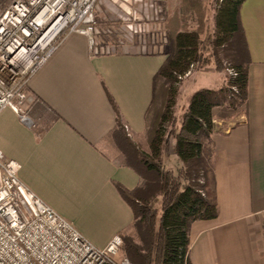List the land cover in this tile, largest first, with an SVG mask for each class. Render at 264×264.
I'll return each instance as SVG.
<instances>
[{
  "label": "crops",
  "instance_id": "1",
  "mask_svg": "<svg viewBox=\"0 0 264 264\" xmlns=\"http://www.w3.org/2000/svg\"><path fill=\"white\" fill-rule=\"evenodd\" d=\"M239 16L247 100L242 111L212 109L217 216L191 223L189 264H264V0H244ZM165 56L156 46L93 56L87 36L70 32L28 80L29 122L0 111V149L20 163L19 179L95 246L132 226L116 184L132 190L141 177L118 142L145 139L152 78ZM214 77L196 88L220 87Z\"/></svg>",
  "mask_w": 264,
  "mask_h": 264
},
{
  "label": "trees",
  "instance_id": "2",
  "mask_svg": "<svg viewBox=\"0 0 264 264\" xmlns=\"http://www.w3.org/2000/svg\"><path fill=\"white\" fill-rule=\"evenodd\" d=\"M243 1L179 0L168 13L166 56L152 78L145 139L134 143L123 136L118 142L126 163L141 177L132 190L116 184L132 209V226L140 240L123 236L122 255L133 264H189L191 223L217 216L212 109L224 105L236 109L247 100L249 55L239 16ZM218 50L232 57L231 66L222 65ZM208 63L220 72L227 69L223 83L216 89L202 87L190 93L172 126L179 81L195 64ZM156 104L159 108L155 109ZM116 129H122L119 117ZM168 133L175 169L165 167L163 159Z\"/></svg>",
  "mask_w": 264,
  "mask_h": 264
},
{
  "label": "built area",
  "instance_id": "3",
  "mask_svg": "<svg viewBox=\"0 0 264 264\" xmlns=\"http://www.w3.org/2000/svg\"><path fill=\"white\" fill-rule=\"evenodd\" d=\"M98 2L0 0V111L29 122L28 80L70 32L87 36L93 56L116 52L119 44L97 42ZM19 169L0 149V264H133L120 254V234L95 246L19 179Z\"/></svg>",
  "mask_w": 264,
  "mask_h": 264
},
{
  "label": "rangeland",
  "instance_id": "4",
  "mask_svg": "<svg viewBox=\"0 0 264 264\" xmlns=\"http://www.w3.org/2000/svg\"><path fill=\"white\" fill-rule=\"evenodd\" d=\"M178 4L179 0H99L97 7V42L103 48L107 44H119L120 46L114 49L116 52L131 48L146 51L148 48L152 49L156 46L157 49L160 48L165 53L167 43L165 22L171 8ZM110 6H116L117 9L112 10L113 7ZM120 6H132V8L123 11ZM205 6H209V4H205ZM217 56L223 66L228 67L233 64L232 57L226 56L224 51L218 50ZM225 73H227V69L222 74H217L213 63H208L202 67L195 64L187 74L188 76H183L178 83V93L173 104L174 120L172 126L179 120V114L185 107L186 96L203 83L204 78H207L209 74L212 78L213 76L217 78L213 80V83L217 86L220 85L223 83ZM158 100L159 98L156 103H159ZM156 108H159L158 104L155 105ZM233 110H241V108ZM153 112H156V110H153ZM166 138L165 167L175 169L177 167L176 160L174 156L169 157V152L173 146L171 133H168ZM262 220L264 224V218ZM262 232L264 236V225L262 226ZM120 236L122 245L123 236H131L135 241L140 242L133 226L122 232ZM120 254H123L122 246Z\"/></svg>",
  "mask_w": 264,
  "mask_h": 264
}]
</instances>
